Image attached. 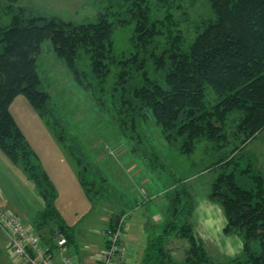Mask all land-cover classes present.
<instances>
[{"label": "trees", "instance_id": "trees-1", "mask_svg": "<svg viewBox=\"0 0 264 264\" xmlns=\"http://www.w3.org/2000/svg\"><path fill=\"white\" fill-rule=\"evenodd\" d=\"M113 1L91 21H64L20 7L0 26V150L20 164L43 201L32 228L50 250L56 249L59 234L67 244L75 242L73 227L55 207L56 189L9 108L17 95L24 96L64 144L65 134L53 120L51 96L36 68L41 43L48 39L84 88L104 83L110 68H117L111 95L119 131L152 170L172 177L164 192L166 218L158 233L147 235L139 264H264V171L240 150L264 131V0H204L207 12L197 14L189 40L182 24L189 16L187 7L193 6L186 5L188 0ZM120 22L133 23V33L131 48L116 54L111 34ZM147 113L180 154L205 144L213 160L200 173L214 171L206 198L224 213L223 231L238 235L242 243L233 258L216 262L195 233L192 186L173 176L137 129L138 119ZM67 148L93 208L102 200L101 186L108 183L98 171L91 173L103 183L88 181L92 165L79 157L75 145ZM121 214L112 215L108 225ZM173 237L187 240L182 262L166 247Z\"/></svg>", "mask_w": 264, "mask_h": 264}, {"label": "rangeland", "instance_id": "rangeland-1", "mask_svg": "<svg viewBox=\"0 0 264 264\" xmlns=\"http://www.w3.org/2000/svg\"><path fill=\"white\" fill-rule=\"evenodd\" d=\"M113 2V0H15L13 2L0 0V26L8 24L12 13L20 7L27 8L38 15L56 16L64 21L78 23L94 20L98 12L105 10ZM189 3L193 6L187 7L189 16L185 23H182L188 35L187 40H189V33L192 32L190 29L193 23L197 21V14L207 12L204 0H188L186 5ZM120 23L114 25L111 34L112 49L116 54L131 48L133 33V23ZM36 68L42 88L51 96L55 114L53 120L61 125L60 130L65 134L64 144L58 143L50 127L37 115L22 95H17L10 103V112L15 121L28 140L38 146L46 164L45 153L50 148L62 155L63 160L71 167L75 166L74 158L67 150V144L75 145V151L79 157L85 163L92 165V169L85 178L88 181L94 179L96 185L103 183V179L100 180L91 173L98 171L108 183L100 188L99 195L102 200L108 198L106 202H103L112 208L119 207L118 205L123 202L124 207L128 209L126 213L120 215L125 218L122 241L132 242V245L134 243V251L142 250L147 235L158 233L166 218V206L162 198L165 200L164 192L171 186L172 177L167 174L169 173L167 171L152 170L146 161L132 152L129 139L119 131L113 116V95H111L117 68L114 66L110 68L104 83H92L88 88H84L74 80L66 63L56 55L48 39L41 43L36 56ZM137 129L143 134L145 143L165 161L173 176L185 178L192 186V192L196 196L191 222L208 254L216 262H225L237 255L242 247L240 237L223 231L224 223H226L224 213L217 204L206 198L214 171L200 173L213 160L205 152V144L200 142L193 152L180 154L166 142L160 126L148 113L138 119ZM240 150L252 156L258 168L264 171V131L246 142ZM65 184L68 192L70 185L66 181ZM70 193L76 194L74 191ZM151 193L156 198L144 202ZM0 198L7 201L8 208L27 225L31 223L32 214L43 208L41 197L20 164L13 163L1 150ZM70 201L73 205L80 204L77 194L71 196ZM101 205L97 202L91 216L80 217L82 220L76 226V230L82 232H76L79 235V242L85 240L90 242L88 239L90 236L94 244L96 241L99 242L100 230L106 224V219L101 218V213L105 210V208L100 209ZM156 207L161 220L159 222L153 214L156 213ZM98 211L100 216H97ZM88 229L94 231V234H89ZM132 237L135 240L131 239ZM6 242L7 236L0 228V260L8 258V261L4 260V264H10L9 260L12 261V258L6 249ZM167 247L174 260L178 262L184 260L186 239L173 237L171 242L167 243Z\"/></svg>", "mask_w": 264, "mask_h": 264}, {"label": "crops", "instance_id": "crops-1", "mask_svg": "<svg viewBox=\"0 0 264 264\" xmlns=\"http://www.w3.org/2000/svg\"><path fill=\"white\" fill-rule=\"evenodd\" d=\"M18 126H19V124H18ZM20 129H21L22 133L24 134L27 142L29 143V145L32 147V149L36 153L42 167L46 171V174L48 175L50 181L53 183V185L56 189L57 195H56V199H55V207H56L58 213L61 215L63 221L68 226L73 227L75 242L71 243V244L70 243L67 244L68 252L72 255V257L79 264H94L97 255L100 253V251L104 247V239H103V236L101 233L102 229H104L109 224V220H110V217L112 215H114L116 213H120V212L126 213V211L128 209H126L124 207L123 202L118 205L119 207L115 206L116 208L115 207L112 208V206H108L109 204H106L103 202V201L106 202L108 200V198H106V200H104V199L98 200L97 202H100L102 204L100 206V209L102 210L103 208H105L104 213H101V216H102L101 218L106 219V224L100 230V240H99V242L96 241V243L94 244L93 243L94 240H93L92 236H90L88 238L90 240V242H88L87 240H85L84 242H79V239H78L79 235L76 232H78V233H82V232L80 230L79 231L76 230V228H77L76 226L79 225L80 221L82 220V219H80V217L82 215L91 216L92 211H93L95 206L93 208H91V202L89 201V199L86 197V195L84 194V192L82 190V187H81L79 179H78L77 171H76V166L73 165V167H71L65 160H63L62 155H59L55 149L52 150L50 148H49L48 152L45 153V155H46L45 157H46V161H47V164H46V162L44 161L43 157L41 156V154L38 150V146L32 144L28 140L26 134L23 132L21 127H20ZM37 144L40 145L39 142H37ZM65 181L70 185V189L68 192L66 190ZM71 191H74L77 194V196L79 197V201H80L79 206L73 205L72 201H70L71 196H76V194H74V195L71 194L70 193ZM151 198H152V200H154L156 198V196L153 193H151V194H149V197L147 196L145 198L144 202H149L151 200ZM162 202H163L164 206H166L165 205L166 200H164L162 198ZM0 205L3 206L5 209L15 213L14 211H12L11 209L8 208L7 201H5L1 198H0ZM40 210H42V208L36 210L32 214V216L30 217L31 218L30 226L32 224V220H33L34 216ZM152 210H153V208H152ZM155 212L156 213H153L154 218L158 219V222L161 221L159 219V215L157 214V212H158L157 207L155 208ZM99 214H100V212L98 211L97 216H100ZM95 219H97V218L95 217ZM124 220H125V218H124ZM123 223H124V221H123ZM41 232H44V230ZM93 232L91 229H88L89 234H94ZM131 239L135 240L134 237H132ZM171 240L169 242H171ZM125 244H126L127 253H126L124 261H122L123 264H139V262H141L142 257H143L144 249L146 246V239H145V246L142 248V250H139V251H134V249H133L134 243H133V245H132V242L125 243ZM166 247H167V244H166ZM55 257L56 258L58 257L56 251H55ZM7 259L8 258L0 260V264H4L5 263L4 260H7ZM9 262H10V264H14L10 260H9Z\"/></svg>", "mask_w": 264, "mask_h": 264}, {"label": "built area", "instance_id": "built-area-1", "mask_svg": "<svg viewBox=\"0 0 264 264\" xmlns=\"http://www.w3.org/2000/svg\"><path fill=\"white\" fill-rule=\"evenodd\" d=\"M124 218L102 229L104 247L94 264H123L127 249L122 241ZM0 228L7 236L6 249L14 264H79L68 252L66 238L59 234L56 249L50 250L32 226L0 205ZM55 251L58 257H55Z\"/></svg>", "mask_w": 264, "mask_h": 264}]
</instances>
